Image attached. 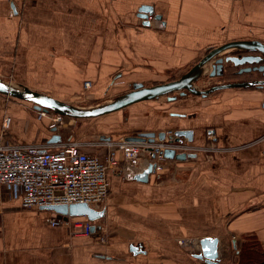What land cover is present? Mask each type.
Instances as JSON below:
<instances>
[{
  "label": "crops",
  "instance_id": "obj_1",
  "mask_svg": "<svg viewBox=\"0 0 264 264\" xmlns=\"http://www.w3.org/2000/svg\"><path fill=\"white\" fill-rule=\"evenodd\" d=\"M142 6L161 19L144 25ZM232 41L264 43V0H0V78L77 106L108 102L134 83L171 81ZM41 113L0 94V144L78 140L104 159L105 141L186 128L194 146L218 150L169 159L147 182L134 179L144 160L135 172L121 160L108 172L106 201L93 207L104 214L89 236L52 226L54 213L22 209L19 192L0 186V264H203L194 257L203 237L219 239L218 264H227L237 261L242 234L264 249L263 87L164 96L59 126ZM53 127L61 140L48 143ZM138 243L144 252L134 255L129 245Z\"/></svg>",
  "mask_w": 264,
  "mask_h": 264
},
{
  "label": "built area",
  "instance_id": "obj_2",
  "mask_svg": "<svg viewBox=\"0 0 264 264\" xmlns=\"http://www.w3.org/2000/svg\"><path fill=\"white\" fill-rule=\"evenodd\" d=\"M152 18V15L148 16L149 21ZM205 84L203 82V86H195L202 89ZM90 85L91 82L86 81L84 88L88 89ZM64 120V117L52 114V124L63 125ZM9 126L10 118L7 117L3 122V131L8 130ZM173 134V130H167L163 140L156 136L154 142H135L125 138L105 141L102 144L107 149L104 159L84 152L78 140L57 146L0 144V186H9L19 192L22 209L60 204H86L94 207L106 201L108 172L118 166L121 160L125 169L132 172H135L142 160L146 163L144 169L152 163L154 172H161L169 160L164 156L166 149L186 155L218 150L213 145L194 146L186 139L175 141L177 136ZM50 224L73 227L75 234L81 236L92 233L91 222L85 217H69L66 221L54 217Z\"/></svg>",
  "mask_w": 264,
  "mask_h": 264
},
{
  "label": "water",
  "instance_id": "obj_3",
  "mask_svg": "<svg viewBox=\"0 0 264 264\" xmlns=\"http://www.w3.org/2000/svg\"><path fill=\"white\" fill-rule=\"evenodd\" d=\"M13 14L16 13V8L11 5ZM154 15V18L161 19L160 15L154 14V9L151 6H142L138 10V17L143 20L144 25H149L148 16ZM236 50L243 51L245 54L232 55L230 53L224 55L226 51ZM244 66L237 73L244 72H259L264 76V43L259 41H232L220 47L210 49L201 59L192 65L179 78L171 81L144 85L142 83H134L129 91H126L108 102L94 106H77L69 102L61 101L56 98L47 96L37 91H33L26 87L14 85L0 78V94L9 98L30 102L33 109L44 113L57 114L70 119H89L101 117L113 112L123 110L133 104L167 97L169 101H175L177 97H186L187 95H195L206 97L217 91L227 88H247V87H264V79L252 81L220 83L205 89H198L196 83L206 74L210 78L222 77L227 66ZM207 70H210L207 72ZM57 127H53L55 132L48 143H55L61 140L56 132ZM193 129H178L174 131L175 141L182 142L184 139L187 142L193 140ZM159 140L164 139V132L146 131L139 132L135 135L128 136L125 139L135 142H154L155 137ZM164 156L168 159L185 161L190 158H195L196 154L175 153L172 149L164 150ZM154 154L151 155V158ZM154 172V164L150 163L140 173L134 176V179L147 182L149 175ZM39 209L52 212L57 218L64 221L69 217H85L91 222L90 231L93 233L99 229L98 220L103 216V211H97L95 208L86 204H71V205H47ZM199 251L194 254L196 259H199L203 264H218L219 258V239L217 237H203L198 241ZM130 251L135 255L143 253V247L140 243L137 245L130 244Z\"/></svg>",
  "mask_w": 264,
  "mask_h": 264
},
{
  "label": "trees",
  "instance_id": "obj_4",
  "mask_svg": "<svg viewBox=\"0 0 264 264\" xmlns=\"http://www.w3.org/2000/svg\"><path fill=\"white\" fill-rule=\"evenodd\" d=\"M200 59L201 58H198L196 61H194V64ZM186 71L187 68L174 73L172 76H170V80H173L172 78H179ZM227 79H225V81L229 82V79ZM227 264H264V249L254 235H247L244 238V241L241 243L237 261L228 262Z\"/></svg>",
  "mask_w": 264,
  "mask_h": 264
},
{
  "label": "flooded vegetation",
  "instance_id": "obj_5",
  "mask_svg": "<svg viewBox=\"0 0 264 264\" xmlns=\"http://www.w3.org/2000/svg\"><path fill=\"white\" fill-rule=\"evenodd\" d=\"M231 54L241 56V55L245 54V52L234 51ZM245 66H249V65L234 66V67L229 65L226 67L225 73L222 77L210 78L208 76H203L199 81L203 80L202 82L206 83L204 85V88H203V89H205V88H208V87L220 84V83L223 84V83H231V82H243V81H252V80H257V79H264V76H262V74L259 72H244V73L238 74L237 71L241 67H245ZM226 77L229 79V82L225 81V79H227ZM242 79H244V80L242 81Z\"/></svg>",
  "mask_w": 264,
  "mask_h": 264
},
{
  "label": "rangeland",
  "instance_id": "obj_6",
  "mask_svg": "<svg viewBox=\"0 0 264 264\" xmlns=\"http://www.w3.org/2000/svg\"><path fill=\"white\" fill-rule=\"evenodd\" d=\"M196 84H198V86H200V87L203 86V82H197ZM229 89L240 90L241 88H229ZM194 143H195V141L192 142L191 144L194 145ZM202 143H204V141ZM204 145H211V144H210V142H208V143H205ZM200 146L202 147L203 145H200ZM198 153H205V152H198ZM206 153H211V151H206ZM241 236L245 238L247 235L246 234H242Z\"/></svg>",
  "mask_w": 264,
  "mask_h": 264
},
{
  "label": "bare ground",
  "instance_id": "obj_7",
  "mask_svg": "<svg viewBox=\"0 0 264 264\" xmlns=\"http://www.w3.org/2000/svg\"><path fill=\"white\" fill-rule=\"evenodd\" d=\"M207 72H208V70H207ZM209 77V76H208ZM98 118V117H97ZM66 119H68V118H66ZM89 119H93V118H89ZM76 120V119H75ZM163 140V139H162Z\"/></svg>",
  "mask_w": 264,
  "mask_h": 264
}]
</instances>
